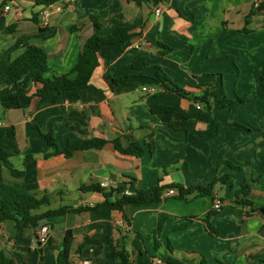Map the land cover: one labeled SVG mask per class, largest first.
<instances>
[{"label": "crops", "instance_id": "crops-1", "mask_svg": "<svg viewBox=\"0 0 264 264\" xmlns=\"http://www.w3.org/2000/svg\"><path fill=\"white\" fill-rule=\"evenodd\" d=\"M5 1L0 6V50L9 48L13 59L29 47H42L48 54V77L69 73L93 33L107 35L116 25L139 24L130 42L100 51L88 87L37 97L36 86L26 75L16 85L0 88V98L16 95L21 105L0 108V147L13 167L24 171L25 189L37 199L46 197L48 205L37 213L86 208L49 216L36 228L0 222V250L15 264H55L57 251L42 252V261L38 253L37 233L47 225L54 246L61 244L66 230L72 231V264L84 260L119 264L108 254L121 237L131 264H165L155 262L159 257L150 237L160 227L159 251L166 253L171 247L170 256L180 264H199L201 259L205 264H264V218L257 212L246 215L249 207L234 195L247 181L246 199L254 208L264 206V92L256 82L264 68V9L254 8L253 0H161L154 5L58 0L44 8L34 6L33 0ZM5 5L8 11L3 10ZM155 8L160 9L158 15ZM44 16L50 32L41 36ZM90 16L101 20L102 27L93 29ZM9 25L15 26L4 33ZM159 44L172 51L160 55ZM138 58L148 66L134 71ZM106 72L111 77H133L111 89L104 80ZM163 75L190 97H200L207 85H221L228 99L241 102L211 111L217 132L210 135L204 122L151 112L160 105L187 110L192 104L190 97L161 88L156 78ZM50 130L59 147L71 139L103 138L107 143L99 150L45 159L50 149L40 131ZM116 138L124 148L131 139L139 142L141 156L118 153L111 143ZM27 155L32 159L23 164ZM227 175L231 180L218 182ZM12 181L0 164V186ZM129 181L142 190L158 183L206 187L217 182L213 190L222 206L210 218L216 234L201 221L211 210V196L185 201L164 196L166 189L159 202L117 211L94 208L104 202L103 195L81 190L101 182L108 183V190ZM85 238L100 246L78 252Z\"/></svg>", "mask_w": 264, "mask_h": 264}, {"label": "trees", "instance_id": "trees-1", "mask_svg": "<svg viewBox=\"0 0 264 264\" xmlns=\"http://www.w3.org/2000/svg\"><path fill=\"white\" fill-rule=\"evenodd\" d=\"M58 0H33L34 6L37 7H47ZM132 1L137 5L143 3L156 4L161 0H126ZM6 3L5 0L2 1V5ZM264 9V0L257 8V10ZM90 21L92 23L93 29H99L102 25L96 21L95 16H90ZM139 24V21H134L127 26L116 25L112 31L107 35H98L93 33L83 44L82 51L78 56V59L72 68V70L63 75H51V77L46 76L49 73L48 67V54L42 47H29L23 51L19 56L11 58L9 55V48L0 50V88L5 86L16 85L24 76L30 75L31 82L36 86L35 96L44 97L51 94L63 93L65 91L77 90L81 88L88 87L89 79L92 72L98 66V56L100 51L103 49H114L116 47L122 46L130 42L135 36L134 29ZM15 25H9L4 29V33H8L13 30ZM73 30V29H72ZM50 32L49 28H40L38 34L41 36L47 35ZM21 40L14 43L16 46ZM160 55H164L170 51L172 48L159 44ZM148 66L144 58H138L132 64V69L134 71H139L144 67ZM74 75V77H71ZM133 74H127L119 77H111L107 72L104 74V80L111 89L118 86L125 85L128 83ZM158 79L160 87L175 93L176 95L189 98L190 94L179 87L177 84L173 83L166 75H163ZM256 82L264 92V68L261 69L259 75L256 78ZM208 98L211 99V103ZM192 104L187 110H183L178 106H168L160 105L151 109L152 113L167 112L175 114L183 119H195L207 124V132L210 135H215L217 132V125L213 122L211 117V111L214 109L231 108L235 104L241 102V99L230 100L224 94L222 86L214 87L212 85H207L203 89V93L200 97H190ZM198 104L200 108L195 105ZM21 105L18 101V97L6 96L0 98V108L5 109H16L20 108ZM234 127L242 131H249L248 128L241 126L239 124H234ZM262 132V127H258ZM264 135V132H263ZM40 137L49 147L50 151L44 154V158H50L56 155H63L68 158L73 155L76 151H85L92 149H102L107 141L103 138H87L83 140H67L63 147H59L56 138L54 137L53 131L48 132L40 131ZM114 149L123 155H130L134 157L141 156L143 149L139 142L135 140H130L127 147H122L118 138L111 141ZM32 159L31 155H27L24 158L23 164L28 163ZM0 164L9 175L12 177L13 181L9 183H1L0 186V222L12 221L15 223L16 228H20V225L26 223L33 228H36L40 221L46 219L49 216L62 214L65 212H77L83 208L68 209L60 208L57 210H47L42 214H38L37 211L42 206L48 205V201L44 196L41 199H37L33 194L28 192L23 183L22 179L24 177V171L13 167L9 160L8 153L0 147ZM232 175L224 176L219 179L218 182H225L231 180ZM214 183L203 187V186H187L182 185H160V183L155 186L142 190L136 189L132 181L123 183L117 187H110L108 190L102 189L96 185L89 187H82V191H93L99 192L104 197V202L96 205L94 208L100 206H107L112 210L122 211L124 207L134 206L143 207L148 206L152 203L159 202L162 193L167 189L174 188L177 190L176 199L189 200L195 197L201 196H211L214 198L215 191L213 190ZM129 189L132 194L124 195L123 191ZM249 194V185L245 181L238 190L234 191L236 200L240 199V204L244 207H249L246 211V215L253 212L259 213L264 218V206L254 208L252 203L246 199ZM110 199H113L110 201ZM216 212L211 209L207 215L201 220L206 229L210 234H216V231L210 224V218ZM160 227L150 235L153 238L154 250L157 252L160 261L165 264H180V261L173 259L170 254L172 253V248H168V252L161 253L159 251L160 244L157 241V236L159 235ZM73 243V233L71 230H66L63 234L61 244L59 246H54L50 237L47 238L46 242L42 244V251L54 252L57 251L55 264H72L71 261V246ZM100 246L99 241L85 238L84 241L78 246V252L88 246ZM170 253V254H169ZM108 258L116 260L119 264H131L129 253L126 249L124 238H118L115 241L114 248L108 254ZM0 264H15L13 259L6 256L2 250H0ZM199 264H205L204 259L199 261Z\"/></svg>", "mask_w": 264, "mask_h": 264}, {"label": "built area", "instance_id": "built-area-1", "mask_svg": "<svg viewBox=\"0 0 264 264\" xmlns=\"http://www.w3.org/2000/svg\"><path fill=\"white\" fill-rule=\"evenodd\" d=\"M262 0H253V6L254 8H258L259 5L261 4ZM10 9V7L8 5H5L3 7V10L4 11H8ZM154 13L156 15H158L160 13V9L159 8H155L154 9ZM47 25V21L45 20V16L44 18L42 19V23H41V28H45ZM197 108H200V106L198 104L195 105ZM99 187L102 188V189H106L108 187V183L107 182H101L99 184ZM123 194L124 195H131L132 192L129 190V189H125L123 191ZM177 195V190L174 189V188H171V189H168L166 190L165 192V195L164 196H176ZM222 206V202L221 200L216 197V195L214 196L213 198V201H212V207L211 209L215 210V211H219L220 208ZM49 227L47 225H42L39 230H38V233H37V241L40 245L44 244L48 238V234H49ZM156 263H160L161 261L159 259H157L155 261ZM81 264H90V262L88 260H84L82 261Z\"/></svg>", "mask_w": 264, "mask_h": 264}, {"label": "water", "instance_id": "water-1", "mask_svg": "<svg viewBox=\"0 0 264 264\" xmlns=\"http://www.w3.org/2000/svg\"><path fill=\"white\" fill-rule=\"evenodd\" d=\"M38 253L40 254V260L42 261V248L40 247V244L38 243Z\"/></svg>", "mask_w": 264, "mask_h": 264}, {"label": "rangeland", "instance_id": "rangeland-1", "mask_svg": "<svg viewBox=\"0 0 264 264\" xmlns=\"http://www.w3.org/2000/svg\"><path fill=\"white\" fill-rule=\"evenodd\" d=\"M0 6H2V3L0 4ZM101 25H102V21L100 20V22H99Z\"/></svg>", "mask_w": 264, "mask_h": 264}]
</instances>
